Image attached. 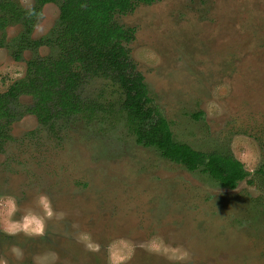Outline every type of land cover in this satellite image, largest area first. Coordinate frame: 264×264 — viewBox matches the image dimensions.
Segmentation results:
<instances>
[{
    "label": "rangeland",
    "instance_id": "obj_1",
    "mask_svg": "<svg viewBox=\"0 0 264 264\" xmlns=\"http://www.w3.org/2000/svg\"><path fill=\"white\" fill-rule=\"evenodd\" d=\"M11 1L26 10L34 5ZM58 14L56 5H45L31 38L46 35ZM115 21L133 28L130 58L174 140L230 152L253 183L221 188L142 145L148 137L129 131L121 95L108 81L90 78L80 88L83 99L109 112L92 120L42 125L27 113L32 99L21 96L0 151V259L264 264V0H156ZM21 31V24L0 31V94L24 77L28 60L51 53L42 46L15 60ZM26 215L41 219L43 230L25 228Z\"/></svg>",
    "mask_w": 264,
    "mask_h": 264
},
{
    "label": "trees",
    "instance_id": "obj_2",
    "mask_svg": "<svg viewBox=\"0 0 264 264\" xmlns=\"http://www.w3.org/2000/svg\"><path fill=\"white\" fill-rule=\"evenodd\" d=\"M155 1L34 0L33 7L26 10L11 0H0V31L10 24L22 26L14 41V59L20 60L23 50L37 53L46 46L51 51L28 60L24 77L0 94V151L9 137L6 131L14 117V101L20 96L32 99L27 113L42 125L107 115L102 106L80 94L88 79L100 78L116 86L113 88L121 95L120 109L129 131L148 137L142 145L155 148L162 158L190 172L207 174L221 188L233 190L242 181L252 184L251 173L230 152H202L174 140L168 121L152 104L144 78L130 58L133 28L118 24L115 16L127 15L138 3ZM46 4L58 8L57 21L46 35L32 39L33 24Z\"/></svg>",
    "mask_w": 264,
    "mask_h": 264
},
{
    "label": "clouds",
    "instance_id": "obj_3",
    "mask_svg": "<svg viewBox=\"0 0 264 264\" xmlns=\"http://www.w3.org/2000/svg\"><path fill=\"white\" fill-rule=\"evenodd\" d=\"M46 197H41L40 198V202L43 203L44 201H46ZM6 202L12 207V209L14 210V204L12 203L11 198H6ZM49 214L50 210H49ZM29 225H34L33 231L39 233L43 230V221L35 216L32 215H26L24 217V227L28 228ZM80 239L83 240L84 242H88L90 240V237L87 233H82L80 236ZM91 246V245H90ZM176 259H181L183 258L182 255H178L175 257ZM0 264H6V261L0 259Z\"/></svg>",
    "mask_w": 264,
    "mask_h": 264
},
{
    "label": "flooded vegetation",
    "instance_id": "obj_4",
    "mask_svg": "<svg viewBox=\"0 0 264 264\" xmlns=\"http://www.w3.org/2000/svg\"><path fill=\"white\" fill-rule=\"evenodd\" d=\"M47 5V4H46ZM21 97V96H20ZM27 97V96H26ZM30 98V97H29ZM10 124H11V122H10ZM10 124L9 125H7V131H6V134H7V136H9L7 139H5L4 141H3V145H2V150H3V147L5 146V144L7 143L6 141L7 140H10L11 139V137H10V135L8 134V127L10 126ZM225 189V188H224ZM230 190V189H229Z\"/></svg>",
    "mask_w": 264,
    "mask_h": 264
}]
</instances>
